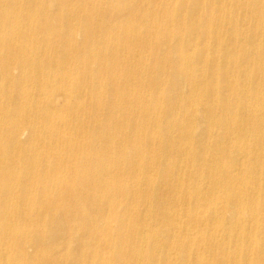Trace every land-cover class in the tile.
Returning <instances> with one entry per match:
<instances>
[{
  "label": "bare ground",
  "instance_id": "6f19581e",
  "mask_svg": "<svg viewBox=\"0 0 264 264\" xmlns=\"http://www.w3.org/2000/svg\"><path fill=\"white\" fill-rule=\"evenodd\" d=\"M0 264H264V0H0Z\"/></svg>",
  "mask_w": 264,
  "mask_h": 264
},
{
  "label": "rangeland",
  "instance_id": "374dc122",
  "mask_svg": "<svg viewBox=\"0 0 264 264\" xmlns=\"http://www.w3.org/2000/svg\"><path fill=\"white\" fill-rule=\"evenodd\" d=\"M73 5H74V7H76V8H78V7L80 6L79 4H73ZM179 9H180V5H176V6H175V10L177 11V10H179ZM247 11H248V10L246 9L245 6H240V7H238V8L236 9V12H240V13H242L243 16H244V17L246 16V18L248 19V17L250 18V13H249V15H248ZM70 16H71V18H72V19H70V20H73V24H78V23L80 22V17H79L78 15L70 14ZM70 16H69V17H70ZM62 20H63V18H62ZM44 50H47V48L44 47ZM47 52L50 53V50L48 49ZM163 89H164V90H167V86H164Z\"/></svg>",
  "mask_w": 264,
  "mask_h": 264
}]
</instances>
